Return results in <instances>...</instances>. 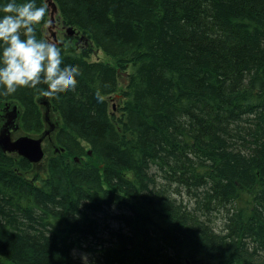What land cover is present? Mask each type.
Masks as SVG:
<instances>
[{
	"label": "trees",
	"instance_id": "trees-1",
	"mask_svg": "<svg viewBox=\"0 0 264 264\" xmlns=\"http://www.w3.org/2000/svg\"><path fill=\"white\" fill-rule=\"evenodd\" d=\"M53 2L77 86L0 108L65 150H0V264H264V0Z\"/></svg>",
	"mask_w": 264,
	"mask_h": 264
},
{
	"label": "clouds",
	"instance_id": "clouds-1",
	"mask_svg": "<svg viewBox=\"0 0 264 264\" xmlns=\"http://www.w3.org/2000/svg\"><path fill=\"white\" fill-rule=\"evenodd\" d=\"M0 11V95L42 83L47 85L42 95L50 98L74 91L77 66L61 67L60 48L37 37L36 26L44 20L47 8L37 6L36 0H9Z\"/></svg>",
	"mask_w": 264,
	"mask_h": 264
},
{
	"label": "water",
	"instance_id": "water-1",
	"mask_svg": "<svg viewBox=\"0 0 264 264\" xmlns=\"http://www.w3.org/2000/svg\"><path fill=\"white\" fill-rule=\"evenodd\" d=\"M50 8V22L47 28L48 39L54 42L57 46L62 45L57 38L58 22L56 20L57 10L52 0H45ZM75 31L71 27H67L65 30V35L67 37H72ZM16 109L9 114L6 123L3 125L0 131V148L4 152L16 153L19 156L25 158L32 164H37L41 162L44 158V150L42 148L43 138H32L28 136H20L19 138L12 140L10 137V129L8 128L9 123L14 120Z\"/></svg>",
	"mask_w": 264,
	"mask_h": 264
},
{
	"label": "rangeland",
	"instance_id": "rangeland-1",
	"mask_svg": "<svg viewBox=\"0 0 264 264\" xmlns=\"http://www.w3.org/2000/svg\"><path fill=\"white\" fill-rule=\"evenodd\" d=\"M52 3H54L53 1H52ZM55 4V3H54ZM56 6V5H55ZM57 10V9H56ZM47 35H48V33H47ZM65 39V36L63 35V33H61L60 32V34L58 35V40L59 41H62V40H64ZM98 61H102V62H105V61H107V57L102 53V52H100V51H98V50H96L94 53H93V55L91 56V58H90V62H98ZM112 104H114V105H116L117 103H116V101L114 100V99H112V101H110V105H112ZM55 117H53V121L55 122ZM17 135H24V133L22 132V131H19L18 133H17ZM52 148V147H51ZM48 151H49V149H48ZM79 257L81 258V259H83V261H86L87 260V256H85L84 254H82V253H80L79 254Z\"/></svg>",
	"mask_w": 264,
	"mask_h": 264
},
{
	"label": "bare ground",
	"instance_id": "bare-ground-1",
	"mask_svg": "<svg viewBox=\"0 0 264 264\" xmlns=\"http://www.w3.org/2000/svg\"><path fill=\"white\" fill-rule=\"evenodd\" d=\"M57 33L59 34V29L57 30ZM101 52V51H100ZM124 76H126V73L124 74ZM16 109V107L14 106V107H12V108H9V113H8V115L10 114V113H12L13 112V109ZM44 113H46V110L44 111ZM15 118H14V120H15V122H16V124L17 125H19V127H20V124H19V112H18V109H16V112H15V116H14ZM24 133V132H23ZM43 135V133H41V134H37V135H32V134H28V133H24V135H20V136H28V137H32V138H40L41 136ZM56 149V153L57 152H59V153H63L64 152V150L65 149H63V148H55ZM87 149H91V146H87ZM0 150L2 151V149L0 148ZM3 153H5V154H12V155H17L16 153H11V152H4V151H2ZM88 154L89 155H91V152L90 151H88ZM76 161H77V158L75 159Z\"/></svg>",
	"mask_w": 264,
	"mask_h": 264
},
{
	"label": "flooded vegetation",
	"instance_id": "flooded-vegetation-1",
	"mask_svg": "<svg viewBox=\"0 0 264 264\" xmlns=\"http://www.w3.org/2000/svg\"><path fill=\"white\" fill-rule=\"evenodd\" d=\"M47 122L50 124H52V122L50 121V119L47 117ZM16 131L18 130V128L17 129H15ZM18 132V131H17ZM15 133L16 132H11V134H12V136H14L15 135ZM13 138V137H12ZM48 143H49V145H50V143H51V140L48 138Z\"/></svg>",
	"mask_w": 264,
	"mask_h": 264
}]
</instances>
